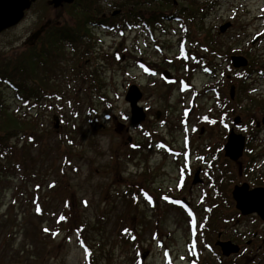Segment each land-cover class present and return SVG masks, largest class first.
<instances>
[{
  "label": "rangeland",
  "instance_id": "374dc122",
  "mask_svg": "<svg viewBox=\"0 0 264 264\" xmlns=\"http://www.w3.org/2000/svg\"><path fill=\"white\" fill-rule=\"evenodd\" d=\"M116 1L98 0V12L116 18L114 29L93 25L92 38H83L80 48L62 41L49 60L34 56L50 87L38 98L21 101L0 80V100L12 111L28 110L38 124L0 153V264H217L205 242H214L218 226L201 235L207 213L193 206L201 256L192 259L190 222L180 205L169 206L163 197L184 196L194 205L206 193L212 197L211 181L193 188L189 171H182L186 160L211 170L215 165L211 177L228 192L235 184L256 183V175H239L223 147L234 128L246 137L243 165L258 156L264 161V122L256 125L264 115V0H197L211 6L195 22L161 18L154 25L146 18L161 15V1L131 0L139 5L114 15ZM74 9L81 10L37 1L20 24L0 34V71L23 51H44L43 42L31 48L30 36L46 19L74 23ZM127 10L144 18L129 22ZM226 23L232 26L220 33ZM233 56L248 65L235 69ZM28 82L35 87L38 81ZM132 85L143 93L144 121H132L126 100ZM97 134L110 138L104 149L93 139ZM179 176L187 179L182 187ZM222 201L221 217H236ZM14 250L23 253L13 258Z\"/></svg>",
  "mask_w": 264,
  "mask_h": 264
},
{
  "label": "flooded vegetation",
  "instance_id": "af4514ba",
  "mask_svg": "<svg viewBox=\"0 0 264 264\" xmlns=\"http://www.w3.org/2000/svg\"><path fill=\"white\" fill-rule=\"evenodd\" d=\"M37 1L39 0H36L35 2L32 3L30 9L37 3ZM45 1L48 5H50L54 9L62 8L68 4L66 2H63L61 6L55 7L52 4V0H45ZM190 1L191 0H181L180 4L184 7H187ZM172 2L175 6H178L179 4L174 1ZM29 10L25 12V16ZM149 18H153V17H149ZM172 19L178 22H184V21L186 23H188V21L191 22V20H189L188 17H184L183 15H179L178 17L172 16ZM167 21H170V18L167 19L166 22ZM75 22L76 21L74 19V23ZM155 22L158 23L159 21L155 20L154 23ZM93 25L94 24L90 23V28H93ZM64 26H65L64 23L59 21V19H56V21H54L53 19H46L44 24L40 26L28 39L29 45L31 46V48H34L40 43L45 42L43 39L49 35H52L54 37H63L64 34L59 35L55 32H57L58 29H61ZM76 35L78 37H81L80 32L76 33ZM80 43H81V40H80ZM55 63H52V64L54 65ZM259 104L264 107V97L261 99ZM263 118H264V115H262V118L260 121L256 122L257 127H259L262 124ZM231 130H234V128H232ZM203 131L204 130L202 129L201 133H203ZM223 150H224V147H223ZM258 157L259 158H256L255 160L253 159L254 161H251L250 163L248 162L249 163L248 165H243L244 164L242 162L243 156L237 162L232 161V163L238 167L239 175H242L246 172V173H249L248 174L249 176L256 175L257 177L256 176L254 177V180L256 181L255 184L253 183L254 186H252L248 182H242L240 184H235L230 192L226 191L225 185L220 183L221 181H219L218 179L213 180V178L211 177V171L214 172L213 169L215 168V165L211 166L212 167V170H211L206 165L190 166L189 160L184 161V165L187 166L188 169L182 170V171L183 172L189 171L190 178L192 179L191 184L192 186L194 185L193 188L202 187L206 185L207 182L209 183V181H211V185H212L211 196L213 197V198L211 197L209 200V198H206L208 197L209 194L206 193L203 197L199 198L200 200H199L198 205H194L193 200H187V198L184 196H182L181 198H177L174 195L165 194V196L163 197L164 201H166V203L169 206L180 208L178 206L180 205L182 207L180 209L186 215V217L188 218L190 222L189 229H190V232L193 234V237H192L193 244L190 247V251L193 257L192 259L196 260L200 258L201 256V246L199 245V240H198L199 215L194 208L196 207L197 209L198 208L203 209L201 210L202 212L199 211L200 212L199 214L204 215V213H207L206 220H204L201 224V228H200V231L202 232L201 235L205 236L207 233L210 232V230H212L213 233H215V229L217 230V233L215 236L216 239L214 240V242L211 239V237L208 240L206 239V242H205V244L208 245L207 249L212 252V255L214 257H216L215 259H217L216 260L217 264H264V233L262 231H259V228H258V224L260 225L261 228L264 227V218L261 216V214H259L258 211H254L249 214H243V212L237 208V202L233 197V190L235 186L237 185H242L244 183H247L249 184L250 190H253L256 188H264V161L260 160V156ZM196 174H198V178H197L198 182L194 184ZM202 174L204 175V177ZM209 176L210 178H208ZM219 178L220 180L226 179L225 176L219 177ZM186 181L187 179H185L184 176L182 177L179 176L178 184L181 187L186 184ZM222 199L224 200L226 204L228 203L230 205V209H233L235 216L237 215L236 217L234 218L229 217L227 219H223L221 217V213L223 214V212L226 209V205L223 203ZM183 207L185 208V211H183ZM211 213L212 215H210ZM248 219L251 221V225H249V222L248 224H246ZM213 226L214 227L218 226V227L217 228L215 227V229H212ZM211 242H213V244ZM219 242L220 243L231 242L233 245L237 246L239 250L237 253H233L230 256H226L223 253L221 246L218 245ZM166 251L167 250H165V253ZM203 262L204 264H208V262L205 259ZM190 264H195V263L191 261Z\"/></svg>",
  "mask_w": 264,
  "mask_h": 264
},
{
  "label": "trees",
  "instance_id": "16d2710c",
  "mask_svg": "<svg viewBox=\"0 0 264 264\" xmlns=\"http://www.w3.org/2000/svg\"><path fill=\"white\" fill-rule=\"evenodd\" d=\"M158 1L162 2L163 6L160 9L162 13L161 15L152 13L150 17L153 18L146 19V21L148 22V24L150 23V25H154L155 20L160 21L161 18L168 19L172 18V16L178 17L179 15L188 17L189 20L195 22L198 16L206 15L207 13L205 12V10L209 9L211 6L208 4L200 5L197 0H191L187 7H184L182 5L181 7L175 6L170 0ZM139 2L140 1H134L132 3L131 0H117L112 4V6L116 9V11L121 10L122 12V9L129 4L139 5ZM76 6L81 9L80 12H77L76 9L70 11V14L75 17L76 22L72 24H66L63 28L58 29V31L55 32L59 35L64 34L62 39L61 37H54L52 35L46 36L43 39L45 41L43 42L44 51H41L40 53L39 51H35L31 54L27 53V51H23L15 58L10 59L4 63L6 65L0 71V80L5 86L15 90L19 98H21V101L26 100L29 103L30 100L39 97V92L50 88L42 76L43 72L41 73L38 70L40 66H36L35 61H33L35 55L40 56L41 58L45 57L46 60H49L46 57L47 54L50 53L51 50H56L59 47L61 48L60 43L62 41L70 43L72 45V48H80V40H83V38L86 37L92 38V28H90V23L97 26H104L108 24V27L111 29H114L116 25L118 26V24H116L117 22L114 16H112L109 20L108 17L105 18L98 12V8L100 7V3H98V0H76L73 4L70 5L71 8H74ZM167 10H170L172 12V16L164 13ZM127 12L129 22L132 21L131 18H144L143 15L138 12H134L133 15L130 13V10H127ZM78 32H80L81 37H78L76 35V33ZM208 44H212V40H209ZM211 47L214 52L218 51L214 48V46L211 45ZM32 78L38 81L36 82L35 87L30 86L28 82L30 80H33ZM30 108L31 106L29 107V109ZM26 111L24 113L20 112V110L12 111L5 101L0 100V153H8V150L10 149L9 144L14 137H17L20 134L27 132L28 130H36V128L38 127V124L36 122L37 119H32L31 115L29 114L30 112ZM77 132L78 131L73 129L70 133L77 134ZM74 140L75 137H71V140L69 139V142H71L69 143V146L73 145ZM13 148L14 147L12 146V149ZM83 234L85 236L86 233ZM82 239L83 240H81V242L87 251L88 259L91 260L92 249L83 236ZM20 253H23V251L14 250L12 257L18 258Z\"/></svg>",
  "mask_w": 264,
  "mask_h": 264
},
{
  "label": "water",
  "instance_id": "95a60500",
  "mask_svg": "<svg viewBox=\"0 0 264 264\" xmlns=\"http://www.w3.org/2000/svg\"><path fill=\"white\" fill-rule=\"evenodd\" d=\"M35 1L36 0H0V34L17 26L24 19L25 12L30 9L32 3ZM74 1L75 0H52V4L55 7H59L63 2L72 4ZM172 1L176 2V0ZM119 12L120 11L114 12V15H117ZM231 26V23L224 24L220 27V33H225ZM231 60L235 69H241L248 65L247 59L243 56H233ZM163 76L167 81L172 80V76L167 71H164ZM231 92L233 97V87ZM142 98L143 93L138 86L132 85L129 87L126 94V100L131 108L133 122L144 121L147 118L144 108L139 105ZM55 120L57 122L56 125H58L59 119L55 117ZM240 121L241 118L237 117L235 119V125H238ZM245 146L246 137L242 134H237L234 130H231L228 141L224 146L225 156L231 161L237 162L242 158ZM197 178L198 174H196L194 184L198 182ZM233 197L237 202V208L240 209L243 214L258 211L264 218V188L250 190L249 184L247 183L237 185L233 190ZM218 245L221 246L223 253L226 256L237 253L239 250V248L231 242H219ZM167 255L169 256L168 252Z\"/></svg>",
  "mask_w": 264,
  "mask_h": 264
},
{
  "label": "clouds",
  "instance_id": "9594fccd",
  "mask_svg": "<svg viewBox=\"0 0 264 264\" xmlns=\"http://www.w3.org/2000/svg\"><path fill=\"white\" fill-rule=\"evenodd\" d=\"M93 139L99 143L102 149H104L107 143L110 141L109 137L103 136L101 134H97L95 137H93Z\"/></svg>",
  "mask_w": 264,
  "mask_h": 264
},
{
  "label": "snow or ice",
  "instance_id": "6c2138e0",
  "mask_svg": "<svg viewBox=\"0 0 264 264\" xmlns=\"http://www.w3.org/2000/svg\"><path fill=\"white\" fill-rule=\"evenodd\" d=\"M60 219H61V220H63V219H64V217H60ZM46 231H47V230H46Z\"/></svg>",
  "mask_w": 264,
  "mask_h": 264
}]
</instances>
